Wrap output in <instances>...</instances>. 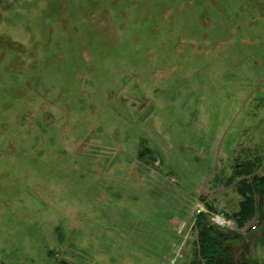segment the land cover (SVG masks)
Here are the masks:
<instances>
[{
    "label": "rangeland",
    "instance_id": "rangeland-1",
    "mask_svg": "<svg viewBox=\"0 0 264 264\" xmlns=\"http://www.w3.org/2000/svg\"><path fill=\"white\" fill-rule=\"evenodd\" d=\"M263 179L264 0H0V264H264Z\"/></svg>",
    "mask_w": 264,
    "mask_h": 264
},
{
    "label": "trees",
    "instance_id": "trees-1",
    "mask_svg": "<svg viewBox=\"0 0 264 264\" xmlns=\"http://www.w3.org/2000/svg\"><path fill=\"white\" fill-rule=\"evenodd\" d=\"M254 164L255 162H252L248 166L253 167ZM249 167L247 168L249 169ZM253 182L254 183L258 182L261 186H264V179L263 181L254 180ZM246 187H247V190H244V189L242 190L244 201L241 204L240 212L237 213L238 217L240 218V219L237 218L239 220V223H243L241 222L242 220L246 221L245 220L246 214H254L256 210V202H255V197L253 193L254 189H252L249 185H246ZM247 191H249L250 194H248L247 196H244L247 194ZM225 216H228V215H225ZM220 230L225 231L222 229H219V230L215 229V232H213V235H215V237H210L209 239H204L203 241V244H204L203 256L205 257L204 261L206 262V264L208 263L209 264H234L233 258L230 257L229 255L231 251L228 250V248L224 247L225 243L230 242L234 238H230L228 236L222 235ZM201 234H207V233L203 231V233ZM221 247L223 248L220 249ZM221 255L222 257H220ZM236 263L240 264L239 261H237ZM241 264H246V263L241 262Z\"/></svg>",
    "mask_w": 264,
    "mask_h": 264
},
{
    "label": "built area",
    "instance_id": "built-area-1",
    "mask_svg": "<svg viewBox=\"0 0 264 264\" xmlns=\"http://www.w3.org/2000/svg\"><path fill=\"white\" fill-rule=\"evenodd\" d=\"M198 213H202V210L199 209ZM213 226L218 228V229H233V224L230 219H228L224 215H215L214 218L212 219Z\"/></svg>",
    "mask_w": 264,
    "mask_h": 264
}]
</instances>
